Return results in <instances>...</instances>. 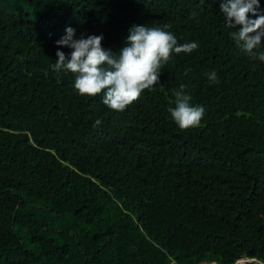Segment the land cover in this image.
I'll return each mask as SVG.
<instances>
[{"label":"trees","instance_id":"16d2710c","mask_svg":"<svg viewBox=\"0 0 264 264\" xmlns=\"http://www.w3.org/2000/svg\"><path fill=\"white\" fill-rule=\"evenodd\" d=\"M222 2L0 0V264H264V62ZM133 25L199 47L125 110L53 70L67 27L117 53ZM182 84L205 109L187 129L167 111Z\"/></svg>","mask_w":264,"mask_h":264},{"label":"clouds","instance_id":"9594fccd","mask_svg":"<svg viewBox=\"0 0 264 264\" xmlns=\"http://www.w3.org/2000/svg\"><path fill=\"white\" fill-rule=\"evenodd\" d=\"M258 0H224L220 9L230 28L239 30L230 33L236 45L253 59L264 62V51L257 54L254 49L264 38V15H257ZM256 16L250 19L248 14ZM76 30L65 29L57 45L71 49L69 54L56 52L53 65L56 72L74 74V87L80 95L95 96L103 92V104L110 110L123 111L135 102L144 90L159 83L160 69L173 53H191L199 45L196 42L179 44L174 34L159 27L133 25L125 40L126 46L113 53L102 47V35H89L75 39ZM208 79L218 83L217 74L212 71ZM185 85L173 90L174 107H169L171 119L181 129L199 125L205 109L191 106V97L184 93ZM97 125L101 122L97 120Z\"/></svg>","mask_w":264,"mask_h":264},{"label":"rangeland","instance_id":"374dc122","mask_svg":"<svg viewBox=\"0 0 264 264\" xmlns=\"http://www.w3.org/2000/svg\"><path fill=\"white\" fill-rule=\"evenodd\" d=\"M240 258H242V259H240V260H236L235 262L240 263V262H242V261L245 259V258H243V257H240ZM255 262H257V263H261V262H258L257 260H256Z\"/></svg>","mask_w":264,"mask_h":264},{"label":"water","instance_id":"95a60500","mask_svg":"<svg viewBox=\"0 0 264 264\" xmlns=\"http://www.w3.org/2000/svg\"><path fill=\"white\" fill-rule=\"evenodd\" d=\"M236 260H238V259H236ZM235 260V261H236ZM249 260H250V258H249ZM260 262V261H259ZM198 264H206L205 262H200V263H198ZM208 264H215V262L214 261H212V262H208Z\"/></svg>","mask_w":264,"mask_h":264},{"label":"built area","instance_id":"2783aa9c","mask_svg":"<svg viewBox=\"0 0 264 264\" xmlns=\"http://www.w3.org/2000/svg\"><path fill=\"white\" fill-rule=\"evenodd\" d=\"M243 258H245V259H249L248 257H243ZM241 259H242V258H241ZM245 259H244V260H245ZM254 261H256V259H254ZM257 261H258V260H257ZM258 262H259V261H258Z\"/></svg>","mask_w":264,"mask_h":264},{"label":"crops","instance_id":"0c3cea01","mask_svg":"<svg viewBox=\"0 0 264 264\" xmlns=\"http://www.w3.org/2000/svg\"><path fill=\"white\" fill-rule=\"evenodd\" d=\"M240 259H241V258H240ZM240 259H239V260H240Z\"/></svg>","mask_w":264,"mask_h":264}]
</instances>
